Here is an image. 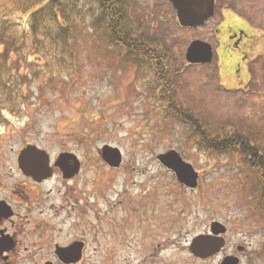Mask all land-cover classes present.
Wrapping results in <instances>:
<instances>
[{
  "label": "rangeland",
  "instance_id": "rangeland-1",
  "mask_svg": "<svg viewBox=\"0 0 264 264\" xmlns=\"http://www.w3.org/2000/svg\"><path fill=\"white\" fill-rule=\"evenodd\" d=\"M81 2L83 7L85 0ZM123 2L131 27L138 34L157 40L171 54L177 102L202 118L211 135L249 138L264 158V45L255 50L259 57L254 62L241 64L239 73L232 68L234 63L221 69L216 59L211 64L189 65L186 51L193 41L209 42L217 51L216 20L205 28L186 29L180 26L169 0ZM91 7L86 3L83 14L88 15ZM72 43L61 44L55 52L64 59L61 64H65L59 73L53 71L56 67L52 62L48 64L55 54L47 53L46 59H42L41 54L32 52L18 68L14 65L17 58L11 57L9 66L15 76H26L28 82L19 84L23 98L19 110L4 113L10 125H0V138H25L45 149L52 160L62 153L75 155L82 172L70 185L110 186L106 201L112 202L119 201L123 186L136 192L149 176L162 181L166 168L157 157L175 150L193 166L199 183L191 191L175 182L173 258L187 261L190 239L209 230L213 220L226 222L233 229L231 237L243 243L242 231L248 228L240 232L238 219L248 217L253 222L256 218L251 204L258 203L253 194L258 180L241 156L213 155L201 150L189 127L171 116L164 105L153 101L145 92V84L136 81V68L124 64V53L100 49L82 32L78 44ZM37 56H41L39 60ZM105 145L121 151L120 172H107L101 157ZM65 184L61 175L56 174L48 186ZM126 205L124 201L123 208ZM251 221L243 219V224L252 225ZM260 240L256 237L251 242L257 250L262 245ZM259 261L264 264L263 258Z\"/></svg>",
  "mask_w": 264,
  "mask_h": 264
},
{
  "label": "flooded vegetation",
  "instance_id": "flooded-vegetation-1",
  "mask_svg": "<svg viewBox=\"0 0 264 264\" xmlns=\"http://www.w3.org/2000/svg\"><path fill=\"white\" fill-rule=\"evenodd\" d=\"M213 2V17L194 30L216 20L218 47L213 60H218L221 69L234 63L232 68L239 73L241 64L254 62L259 57L255 50L264 45V0ZM30 146L43 150L25 138H0V264H260L264 259L263 203L251 204L255 207L253 222L242 217L252 225L238 219L240 232L248 228L242 231L243 243L231 237L233 229L226 222L217 221L220 226L213 229V220L209 230L190 239L187 261L180 262L171 251L178 181L174 171L163 170L162 181L149 176L152 179L147 178L140 191L129 192V187L123 186L118 202L106 201L110 186L70 185L80 176L82 165L79 163L74 175L65 176L60 165L72 167L74 157L62 163L59 158L69 153L50 158L51 177L36 179L27 174L19 159ZM122 165L123 161L118 168L106 165L107 172L118 173ZM56 174L66 184L48 186ZM203 236L205 242L199 246L206 257L192 250L197 238ZM256 237L262 242L259 250L251 244Z\"/></svg>",
  "mask_w": 264,
  "mask_h": 264
},
{
  "label": "trees",
  "instance_id": "trees-1",
  "mask_svg": "<svg viewBox=\"0 0 264 264\" xmlns=\"http://www.w3.org/2000/svg\"><path fill=\"white\" fill-rule=\"evenodd\" d=\"M85 2L92 6L88 15L82 11ZM85 2L81 7V0H0V120L8 123L4 113L19 110L23 101L19 84L28 82L26 76L21 79L15 76L14 69L9 66L11 57L17 58L16 68L32 52L43 56H37L38 60L40 57L46 59L47 53L48 56L58 53L61 44L70 46L72 41L78 44L82 32L100 49L124 53V64L136 68V81L145 84V92L153 101L164 105L171 116L189 127L201 150L213 155L241 156L246 168L257 176L258 184L253 194L263 205L264 158L250 139L241 135H211L202 118L177 102L171 54L163 50L157 40L138 34L131 27L123 0ZM52 59H48V64L52 62L56 67L53 71L59 73L65 66L61 64L64 59L56 54Z\"/></svg>",
  "mask_w": 264,
  "mask_h": 264
},
{
  "label": "water",
  "instance_id": "water-1",
  "mask_svg": "<svg viewBox=\"0 0 264 264\" xmlns=\"http://www.w3.org/2000/svg\"><path fill=\"white\" fill-rule=\"evenodd\" d=\"M170 2L177 12L179 24L184 28L194 29L201 27L214 14L213 0H170ZM213 57V47L209 43L201 40L193 41L186 51V61L190 65L210 64L213 61ZM64 155L59 158V163L65 161L72 154ZM72 157H74V165L72 167L60 165V169L68 177L74 175L79 170L78 159L74 155ZM102 159L110 167L118 168L122 163L123 157L118 148L105 145L102 148ZM157 159L165 168L175 172L178 181L182 185L190 189L197 188L198 173L191 164L182 159L178 152L172 150L159 155ZM19 162L22 170L36 179L49 178L52 175L49 155L34 146H30L22 152ZM59 163H57L58 166ZM217 226H220V224L213 223V229ZM204 237L197 238L192 250L195 254L206 257L199 246L200 242H205ZM220 247H217V250Z\"/></svg>",
  "mask_w": 264,
  "mask_h": 264
}]
</instances>
